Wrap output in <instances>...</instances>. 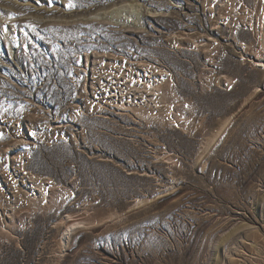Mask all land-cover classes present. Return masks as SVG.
<instances>
[{"label":"rangeland","instance_id":"1","mask_svg":"<svg viewBox=\"0 0 264 264\" xmlns=\"http://www.w3.org/2000/svg\"><path fill=\"white\" fill-rule=\"evenodd\" d=\"M0 264H264V0H0Z\"/></svg>","mask_w":264,"mask_h":264},{"label":"bare ground","instance_id":"2","mask_svg":"<svg viewBox=\"0 0 264 264\" xmlns=\"http://www.w3.org/2000/svg\"><path fill=\"white\" fill-rule=\"evenodd\" d=\"M260 13L261 9L256 14V16L258 17V22L260 19ZM172 40L174 43H177V41H179L176 36H173ZM100 59V61L94 63L96 65H100V74L104 77H109V79L117 80V85L119 83L124 85L121 90L115 89L117 93V98H113L112 103H114L118 107L123 108H132L133 106L137 107V105H142V107H150L152 110H157L161 108H164L165 110L168 109V106H159L162 99L159 89L160 83L165 77V71L163 69H154L147 65H137V67H140L141 69L133 68L131 66H116V62L108 64L104 58ZM112 91L113 90L109 89V92ZM118 92L120 93V96ZM132 95L139 96L137 98L141 100L140 102H138L140 104L137 103V98H132ZM202 145L198 148L199 150L203 148ZM163 158L171 160L165 156H163ZM26 180L28 182L27 184L29 188V192H27L26 197L29 199L33 196H36L40 201L44 200L46 189L44 188L42 181L32 176H27ZM140 203H143L142 200L137 199L135 200L134 205H138ZM84 220L85 218H77L76 216H72L71 214L68 218H64L63 233L61 238H59L58 240V245L60 247L63 246L64 240L70 234V232Z\"/></svg>","mask_w":264,"mask_h":264}]
</instances>
